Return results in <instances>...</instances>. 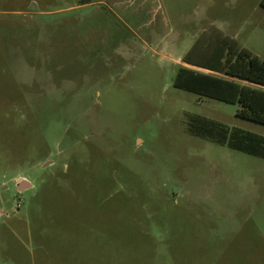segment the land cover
<instances>
[{
	"label": "rangeland",
	"instance_id": "1",
	"mask_svg": "<svg viewBox=\"0 0 264 264\" xmlns=\"http://www.w3.org/2000/svg\"><path fill=\"white\" fill-rule=\"evenodd\" d=\"M259 2L0 0V264H264V158L188 125L264 126L173 87L213 30L264 61Z\"/></svg>",
	"mask_w": 264,
	"mask_h": 264
},
{
	"label": "trees",
	"instance_id": "2",
	"mask_svg": "<svg viewBox=\"0 0 264 264\" xmlns=\"http://www.w3.org/2000/svg\"><path fill=\"white\" fill-rule=\"evenodd\" d=\"M264 10V0H260ZM173 87L207 98L237 105L235 116L264 126V61L229 37L213 30L201 35L181 58ZM190 134L231 149L264 158V137L218 121L195 116Z\"/></svg>",
	"mask_w": 264,
	"mask_h": 264
},
{
	"label": "water",
	"instance_id": "3",
	"mask_svg": "<svg viewBox=\"0 0 264 264\" xmlns=\"http://www.w3.org/2000/svg\"><path fill=\"white\" fill-rule=\"evenodd\" d=\"M47 164H45V165H47ZM27 188H29V184L26 181H21L16 186V189L18 191H22V190L27 189Z\"/></svg>",
	"mask_w": 264,
	"mask_h": 264
}]
</instances>
